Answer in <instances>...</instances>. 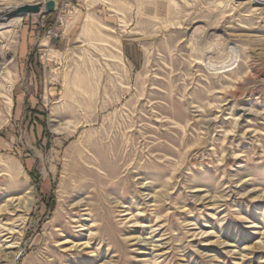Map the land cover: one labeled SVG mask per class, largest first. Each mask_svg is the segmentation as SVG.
Instances as JSON below:
<instances>
[{
	"label": "rangeland",
	"instance_id": "obj_1",
	"mask_svg": "<svg viewBox=\"0 0 264 264\" xmlns=\"http://www.w3.org/2000/svg\"><path fill=\"white\" fill-rule=\"evenodd\" d=\"M46 1L0 0V264H264V18Z\"/></svg>",
	"mask_w": 264,
	"mask_h": 264
},
{
	"label": "bare ground",
	"instance_id": "obj_2",
	"mask_svg": "<svg viewBox=\"0 0 264 264\" xmlns=\"http://www.w3.org/2000/svg\"><path fill=\"white\" fill-rule=\"evenodd\" d=\"M195 2H199L200 4H202L204 9L206 10V14L202 15V18L199 20L205 21L204 18L208 17V19H206L209 23L207 25V28L212 30L213 32H215L218 29H221V27L223 28L224 27V21L226 19L229 20L228 22L232 23V20L236 17V19L239 22L238 26H237L238 27L237 29H239L238 31H242L245 33H242V32L240 34H232V32L226 33V38H229L230 36L238 37L237 41L241 43V46H243V49L248 50V51H245L247 57H249V55L251 54V51L254 52V49L250 48V46H252L253 45L252 42H254L256 40H248V39H250V36L248 34H246V32L252 31L254 29V27H253L254 23L252 22V20H254L256 18H264V0H191L190 3H188L187 0H179L178 3L173 2L174 4H176L178 6V10H179V8H181L182 12H183L182 18H180L177 22L179 27L184 28V27L191 25L192 23L195 22V20H194L195 18H193V19L189 18L191 15H190V12L187 11L188 7L193 8L195 6L194 5ZM167 3L169 4V2H167ZM167 3L165 4V6L168 5ZM22 4L23 3H21V2L13 3L10 6V9L14 10V9L18 8L19 6H21ZM208 10H210V11H208ZM168 11H169V8L165 12L167 13ZM40 12H44L43 6L41 7ZM208 12L212 13V14L210 16H207V15H209ZM2 15H4V14H2ZM2 15H0V17ZM235 23H237V22H235ZM17 25H18V20L13 21L12 23L10 22L9 27H12L15 29V27ZM232 26H233V24H232ZM229 28H233V27H231V26L226 27V28L224 27L225 30H229ZM10 32H12V30H10ZM12 37L14 38V35L11 34V38ZM256 45H259V44H256ZM260 45H262V44H260ZM245 46H247V47H245ZM258 50H262V49H260L258 47ZM260 52H262V51H260ZM4 54H5V52H0V58L1 57L3 58ZM241 64H244V63L242 62ZM89 122H91V121L89 120ZM80 158H82V157H80ZM80 160H82V159H80ZM83 160H85V159H83ZM139 239H140V241L143 242L142 243L143 245L149 244V242L145 241L144 239H142L140 237H139ZM154 241H157V240H154ZM150 243L152 244V242H150ZM153 246L158 248V247L162 246V244H160L158 242V243L153 244ZM7 248H9V247H4L2 249L0 248V254L4 253Z\"/></svg>",
	"mask_w": 264,
	"mask_h": 264
},
{
	"label": "water",
	"instance_id": "obj_3",
	"mask_svg": "<svg viewBox=\"0 0 264 264\" xmlns=\"http://www.w3.org/2000/svg\"><path fill=\"white\" fill-rule=\"evenodd\" d=\"M42 6L44 8V11L48 13L54 10L55 2L54 0H47L44 5H41L39 3L23 4L18 8L14 9L13 11H11L10 15H20L27 12H40Z\"/></svg>",
	"mask_w": 264,
	"mask_h": 264
},
{
	"label": "built area",
	"instance_id": "obj_4",
	"mask_svg": "<svg viewBox=\"0 0 264 264\" xmlns=\"http://www.w3.org/2000/svg\"><path fill=\"white\" fill-rule=\"evenodd\" d=\"M55 2V1H54Z\"/></svg>",
	"mask_w": 264,
	"mask_h": 264
}]
</instances>
